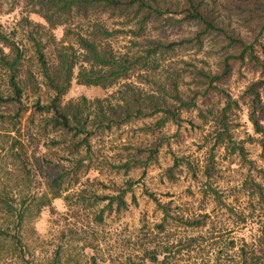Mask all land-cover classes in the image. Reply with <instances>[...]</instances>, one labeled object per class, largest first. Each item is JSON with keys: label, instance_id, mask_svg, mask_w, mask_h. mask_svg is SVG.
<instances>
[{"label": "trees", "instance_id": "16d2710c", "mask_svg": "<svg viewBox=\"0 0 264 264\" xmlns=\"http://www.w3.org/2000/svg\"><path fill=\"white\" fill-rule=\"evenodd\" d=\"M4 3L24 14L21 25L35 69L27 64L26 49L0 30V262L7 256L16 264L77 262L67 242L57 244L47 262L37 261L22 235L25 223L61 198L69 207L90 211L96 225L125 211L126 196L139 182L109 179L106 184L98 176L145 172L157 163L162 148L181 141L183 124L194 128L183 115L195 113L206 128V163L200 171L188 158L172 155L165 175L174 179L186 169L196 180L201 172L200 212L177 213L144 191L161 214L154 227L165 239L143 247L124 264H264V0H0V8ZM155 24L194 30L178 40L158 39L150 36ZM57 29L63 32L58 42L53 35ZM119 39L127 42L122 49L114 46ZM201 54L214 61L196 59ZM234 79L245 82L238 95L231 92ZM73 80L111 93L65 101ZM27 113L31 124L38 119L37 137L44 143L36 136L34 142L25 141ZM240 117L252 135L237 139ZM168 126L173 133L166 131ZM125 127L138 136L135 142L111 155L94 148L96 140ZM28 142L46 150L48 172L40 190ZM245 144L259 147L261 166L248 158ZM220 149L245 168L232 193L245 199V207L236 206L240 210L210 183ZM92 173L96 175L90 178ZM208 202L214 210L223 207L234 226L249 235L227 243L198 235L168 245L167 233L173 229L211 226V234L213 210L201 212ZM86 264L99 262L90 255Z\"/></svg>", "mask_w": 264, "mask_h": 264}, {"label": "rangeland", "instance_id": "374dc122", "mask_svg": "<svg viewBox=\"0 0 264 264\" xmlns=\"http://www.w3.org/2000/svg\"><path fill=\"white\" fill-rule=\"evenodd\" d=\"M9 9H11L9 3H4L0 8V30L20 44L22 48L26 49L27 64L33 65L32 70H34V59L30 52L29 43L25 39V29L21 25V18L24 14L18 8L12 11ZM30 18L34 19L33 17ZM193 30L194 27L189 25L176 28L162 27L160 24H155L151 26L150 36L158 39L178 40L189 36ZM62 34L61 29L54 31L53 35L56 42L61 40ZM126 44V40L119 39L114 46L117 49H122ZM196 59H203L210 63L214 61L213 58H208L205 54L197 56ZM247 77H250L249 74ZM244 83V81L232 80L230 85L231 92L234 95H238ZM110 93L111 91H101L79 86L73 80L64 100L67 101L79 96L92 99L94 97H103ZM28 115L29 113L26 114V117L22 121L25 141L35 139L34 136H36L40 144L44 143L45 140L42 137H37L39 133L38 119H35L34 123L31 124L26 120ZM183 117L192 119L194 128L183 124L181 141L178 144H172L170 148H162L157 163L147 168L145 172L134 169L126 176L112 174L98 176L106 184L109 182V179L117 183H122L126 179L139 182L133 194L126 196L128 206L125 211L119 214H111L104 218L102 224L96 225L90 221L92 217L90 211L84 210V208L77 204H72L69 207L67 202L61 198L52 201L51 206L44 209L31 222H26L22 235L26 244L34 253L35 259L40 263L47 262L55 246L59 243L67 242L69 245L71 244L72 255L75 261H77L71 264H86L90 255H94L98 259L99 264H124L128 257L135 258L138 256L140 249L143 247L159 245L165 238L157 234L154 226L159 222L161 214L155 204L144 194V191L152 193L161 203H170L177 213H199L202 207L201 201H199L201 196L200 191L204 183L201 172H198L196 180L186 169H182L176 173L174 179H169L165 175V170L172 164V155L188 158L200 171L206 163L209 148V146H205L204 144L206 128L200 124L195 113L186 114ZM238 123L240 127L234 131L237 139H242L247 134L252 135V130L244 117H240ZM166 131L173 133L174 128L168 126ZM136 138L138 136H133L131 129L125 127L96 140L94 148L111 155L121 145L135 142ZM31 141L34 142L35 140ZM32 142H28L26 148L34 171L35 186L40 190L44 188L46 173L48 172L45 164H43L46 150H41ZM245 147L249 153L248 158L254 160L257 166H261L262 161L259 158V147L255 144H245ZM214 161L216 175L211 179V185L224 196L227 204L231 203L235 207L240 204L241 208L245 207L244 197L239 196L238 193L232 194L234 192L233 188L238 187L243 180L245 168L235 156H228V153L223 149L215 152ZM95 175V173H92L89 177L92 178ZM71 192L69 191L65 194ZM101 192L108 193V190ZM131 197L134 198L135 202H132ZM213 207L208 202L205 205L204 211L201 210V212L213 210L210 214V221L213 223L214 230L210 235L208 229L211 226L197 231L173 229L167 233L168 245L174 244L175 239L185 240L186 238L198 235L216 237L214 240L211 238L209 242L222 239L225 243L233 237L236 239L241 235H249L248 231L241 226L238 228L234 226L235 222L228 218L226 210L223 207H216L215 210ZM236 208L240 210L239 207ZM230 230L232 232H229ZM213 247L215 248V245ZM10 258L7 256L0 264H16L14 259L10 260Z\"/></svg>", "mask_w": 264, "mask_h": 264}]
</instances>
